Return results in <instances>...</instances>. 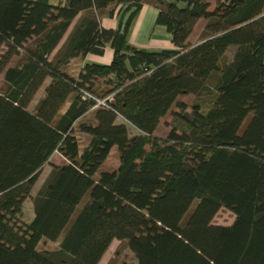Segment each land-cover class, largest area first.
Segmentation results:
<instances>
[{"label": "trees", "instance_id": "1", "mask_svg": "<svg viewBox=\"0 0 264 264\" xmlns=\"http://www.w3.org/2000/svg\"><path fill=\"white\" fill-rule=\"evenodd\" d=\"M145 2L172 48L129 42ZM1 73L0 264H99L114 239L134 264H264V0H0Z\"/></svg>", "mask_w": 264, "mask_h": 264}, {"label": "rangeland", "instance_id": "2", "mask_svg": "<svg viewBox=\"0 0 264 264\" xmlns=\"http://www.w3.org/2000/svg\"><path fill=\"white\" fill-rule=\"evenodd\" d=\"M212 3L214 0H210ZM200 27H203V21L200 22L199 24V29ZM201 32V31H200ZM198 33V37L199 34ZM65 35V34H64ZM18 57H13L8 65H11L15 63ZM48 81V78L46 81L43 83V85L39 88V90L36 93L35 99L33 101V105L36 103L35 101L42 95L43 93V88L45 83ZM5 87V82L3 80V74H0V91H2ZM192 98V95H186L182 98L183 101L188 102ZM31 104V105H32ZM170 120V116L167 118H163L160 121V124L158 126V129L156 130L157 135H164L165 132H167L168 126H167V121ZM137 131L134 128H130V133L135 134ZM77 135L80 137L82 143L85 142L84 139H86L87 135L81 132H77ZM64 162V158L59 152H54L51 155L50 162H47L45 165H43L39 176L33 186V189L31 191V196L26 200L25 203V213L28 218H32L33 216V209L31 208V199L33 195H35L37 189L41 186L43 181L45 180L46 176L51 170L52 164L58 165ZM118 164V151L117 148L114 147L111 150V153L109 155L108 160L102 165L104 169H112ZM234 219V214L230 209H227L225 207H221L218 212L215 214L213 217L212 222L215 224H222V225H229L232 223ZM40 249L43 250H52L58 247V242L57 241H46V242H41L39 245ZM135 263V256L134 253L131 251L127 244V240L125 239H114L110 243L109 247L107 248L106 252L103 254L99 264H134Z\"/></svg>", "mask_w": 264, "mask_h": 264}, {"label": "crops", "instance_id": "3", "mask_svg": "<svg viewBox=\"0 0 264 264\" xmlns=\"http://www.w3.org/2000/svg\"><path fill=\"white\" fill-rule=\"evenodd\" d=\"M56 2L57 0H51ZM157 14V9L150 3L145 2L135 17L132 26L128 34V40L135 46L145 47L149 49H160V48H172V42L170 41V35L165 30V27L162 25L155 24V17ZM101 24L106 28H115L117 26L116 17H108L103 15L101 17ZM204 19H199L196 25L194 26L188 40L190 43H195L198 40V33L202 30L203 27H200V22ZM73 24V23H72ZM72 24L66 31L63 38L60 40L57 47L52 53H54L59 46L64 41L66 35L68 34ZM113 50L110 46H106L104 52L101 55L89 53L85 57V61L97 62V63H109L112 59Z\"/></svg>", "mask_w": 264, "mask_h": 264}, {"label": "built area", "instance_id": "4", "mask_svg": "<svg viewBox=\"0 0 264 264\" xmlns=\"http://www.w3.org/2000/svg\"><path fill=\"white\" fill-rule=\"evenodd\" d=\"M98 103H101L102 104L103 102L102 101H98Z\"/></svg>", "mask_w": 264, "mask_h": 264}]
</instances>
